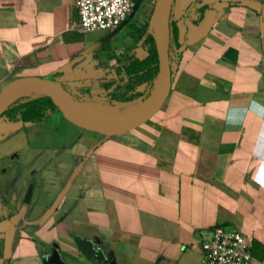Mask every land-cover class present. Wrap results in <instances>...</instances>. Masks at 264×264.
<instances>
[{"label":"crops","instance_id":"obj_1","mask_svg":"<svg viewBox=\"0 0 264 264\" xmlns=\"http://www.w3.org/2000/svg\"><path fill=\"white\" fill-rule=\"evenodd\" d=\"M195 1H173L185 48L146 123L105 136L60 112L0 119V264H203L200 243L218 226L264 264V119L245 111L264 105V0L260 14L226 3L199 13ZM155 2L135 0L136 21L147 24ZM75 4L0 0V95L26 78L114 79L147 56L128 23L81 31Z\"/></svg>","mask_w":264,"mask_h":264},{"label":"water","instance_id":"obj_2","mask_svg":"<svg viewBox=\"0 0 264 264\" xmlns=\"http://www.w3.org/2000/svg\"><path fill=\"white\" fill-rule=\"evenodd\" d=\"M174 0H156L149 20V29L158 57V74L153 84L151 97L144 102L140 112L128 119L113 121L105 118L87 117L68 94V90H78L85 86L83 82H58L46 79L26 78L11 83L0 95V115L15 100L28 96H17L24 89H34L41 96L54 99L63 118L71 124L105 136L121 135L129 132L150 120L163 105L170 87L173 70L169 61L170 14ZM215 3H226L247 8L260 14L262 6L255 0H202L198 7ZM181 46L178 53L184 50ZM66 87V88H65ZM17 96V97H16ZM90 113V112H87Z\"/></svg>","mask_w":264,"mask_h":264},{"label":"trees","instance_id":"obj_3","mask_svg":"<svg viewBox=\"0 0 264 264\" xmlns=\"http://www.w3.org/2000/svg\"><path fill=\"white\" fill-rule=\"evenodd\" d=\"M199 4L200 1H195L191 6V10L203 13L208 8V6L200 8L198 7ZM169 28V61L171 69L173 70L178 64L181 55L178 53L181 45L178 43L176 28L171 19L169 21ZM134 38H136V42H138L141 46L148 47L147 56L143 60L129 58L121 69H115L116 78L110 80L91 81L86 86L81 88V90H86L88 92L91 90L107 91L117 83L126 84L127 93H131L133 91V86L137 85L146 84L148 86V90L152 88L158 74V57L149 29V22L137 31V35H135ZM230 54H232V52L226 53L227 56ZM58 79L59 76L55 75L47 78L46 80L57 81ZM139 97L140 96L138 94H130L129 99H137ZM55 112H59V108L54 99L51 97L44 95L33 98L23 97L15 100L10 106H8L0 115V119L5 117L12 123H44L48 120L49 116ZM1 252L2 245L0 244V256ZM2 264H7V261L4 260Z\"/></svg>","mask_w":264,"mask_h":264},{"label":"built area","instance_id":"obj_4","mask_svg":"<svg viewBox=\"0 0 264 264\" xmlns=\"http://www.w3.org/2000/svg\"><path fill=\"white\" fill-rule=\"evenodd\" d=\"M78 28L114 32L132 18L135 0H76ZM200 243L203 264H252L248 239L240 232L214 227Z\"/></svg>","mask_w":264,"mask_h":264},{"label":"rangeland","instance_id":"obj_5","mask_svg":"<svg viewBox=\"0 0 264 264\" xmlns=\"http://www.w3.org/2000/svg\"><path fill=\"white\" fill-rule=\"evenodd\" d=\"M126 24L130 31V36L137 35V31L140 30L135 26V21L129 19ZM124 23V24H125ZM148 87V86H146ZM127 87L122 83H117L109 90L101 92L99 94H90L86 90H68V94L72 98L73 102L81 109L100 115L102 117L121 120L132 114V111L141 106L146 100L151 97L153 89L148 88L143 92V97L138 99H129L130 95L126 92ZM39 93L32 94L28 97L33 98L39 96Z\"/></svg>","mask_w":264,"mask_h":264},{"label":"bare ground","instance_id":"obj_6","mask_svg":"<svg viewBox=\"0 0 264 264\" xmlns=\"http://www.w3.org/2000/svg\"><path fill=\"white\" fill-rule=\"evenodd\" d=\"M36 93H38V92L35 91L34 89H24V90L21 91L17 96H19V95H22V96H30V95H32V94H36ZM17 96H16V97H17ZM143 107H144V103H143L141 106L135 108V109L132 111V114H131V115H128L126 118H123V119H121V120L128 119V118H130L131 116L137 114L138 112H140V111L142 110ZM82 114L85 115V116H87V117H93V118H94V117H95V118H97V117H98V118H105V117H102V116H100V115L93 114V113H87V112H84V111H82ZM105 119H108V118H105ZM110 120H113V119H110ZM113 121H120V120H113Z\"/></svg>","mask_w":264,"mask_h":264},{"label":"clouds","instance_id":"obj_7","mask_svg":"<svg viewBox=\"0 0 264 264\" xmlns=\"http://www.w3.org/2000/svg\"><path fill=\"white\" fill-rule=\"evenodd\" d=\"M246 115L249 111L253 112L256 114L258 117L264 119V105H257L253 103L249 109H246ZM243 122V121H242ZM240 122V123H242ZM261 141H264V131H262L259 136L257 137V143H261Z\"/></svg>","mask_w":264,"mask_h":264},{"label":"flooded vegetation","instance_id":"obj_8","mask_svg":"<svg viewBox=\"0 0 264 264\" xmlns=\"http://www.w3.org/2000/svg\"><path fill=\"white\" fill-rule=\"evenodd\" d=\"M131 20H134L135 21V26L138 28V29H141L142 27H144L146 24H140L138 21H136V17H135V10H134V14L132 16V18H130ZM170 19H171V14H170ZM173 23V22H172ZM123 84V83H122ZM126 86V84H124Z\"/></svg>","mask_w":264,"mask_h":264}]
</instances>
